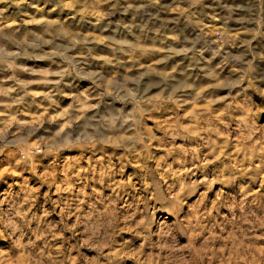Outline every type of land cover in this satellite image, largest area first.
Returning a JSON list of instances; mask_svg holds the SVG:
<instances>
[{"label":"clouds","instance_id":"9594fccd","mask_svg":"<svg viewBox=\"0 0 264 264\" xmlns=\"http://www.w3.org/2000/svg\"><path fill=\"white\" fill-rule=\"evenodd\" d=\"M0 264H264V0H0Z\"/></svg>","mask_w":264,"mask_h":264}]
</instances>
